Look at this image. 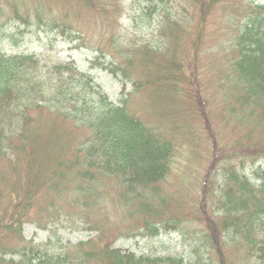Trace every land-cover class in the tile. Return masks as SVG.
Returning <instances> with one entry per match:
<instances>
[{
    "label": "trees",
    "instance_id": "16d2710c",
    "mask_svg": "<svg viewBox=\"0 0 264 264\" xmlns=\"http://www.w3.org/2000/svg\"><path fill=\"white\" fill-rule=\"evenodd\" d=\"M134 1L128 30L144 33L131 39L116 28L127 0H0V38L5 18L70 30L76 39L84 35L71 14L106 21L112 32L94 62L120 76L122 87L114 102L74 63L47 70L35 54L0 50V264H264V4ZM216 14L220 30L230 29L217 48ZM189 134L205 153L198 207L167 216L174 196L168 200L165 185ZM111 191L124 215L138 213L152 234L199 222L196 250L206 257L153 258L114 247L111 232L88 217ZM32 222L99 235L50 251L24 236Z\"/></svg>",
    "mask_w": 264,
    "mask_h": 264
},
{
    "label": "rangeland",
    "instance_id": "374dc122",
    "mask_svg": "<svg viewBox=\"0 0 264 264\" xmlns=\"http://www.w3.org/2000/svg\"><path fill=\"white\" fill-rule=\"evenodd\" d=\"M264 4V0H242L237 5V9L242 10L250 2ZM140 2L127 0V8L121 13L117 19L116 28H120L122 33L128 38H136V34L129 29L132 25L131 17L133 11L138 10ZM52 13L58 15L56 9ZM88 15V14H87ZM242 16V14H240ZM74 26L79 27L84 35L82 39L75 38L70 35L71 31L61 32L59 28H51L46 26H26L20 22H15L13 19H4L3 30L0 38V50L6 54L26 53L35 54L42 59V62L47 64V70L51 64L61 62L74 63L81 72L94 78L93 85H100L103 90L110 96L114 102H118L121 98V83L119 77L104 69L101 64L95 61L99 55L98 48L104 47L106 39L110 36L112 29L107 28V22L98 19L97 21L86 18H78L74 20L73 15L69 17ZM80 20V22H79ZM220 14H216L211 18L210 27L213 32H216L213 41V46L217 48L219 44L228 42V33L230 29L224 28L220 30L221 24ZM105 23V26L104 24ZM157 23V15H154L152 25L146 31L145 36L150 38L153 34L152 28ZM110 25V24H109ZM102 28V29H101ZM107 33L106 35L103 32ZM99 29V30H98ZM102 30V32H101ZM103 34V36H102ZM217 36V37H216ZM73 38V39H72ZM215 62L219 61L216 55ZM104 59L110 60L109 55L99 61L102 63ZM131 88V84L128 85ZM199 142L200 139H194L192 134H189L187 139L183 140L182 148L179 149L175 157L173 172L168 178L165 187L168 190L167 197L170 200L171 196L174 199L170 206L164 210L167 216L179 214L184 216L193 215L196 212V201L199 191V181L202 176L203 149H195L190 144L192 141ZM219 144L222 140L219 139ZM202 144V143H200ZM227 141L224 147H228ZM259 163H264L262 160ZM251 168L248 169L250 174ZM164 194H166L164 192ZM107 202L103 203L102 207L91 206L89 209V218L93 219L94 223L101 225L111 232L109 241L114 247L121 248L126 251L136 253L138 256L150 257H184L187 260L195 259L198 254L204 255L203 249L196 250L197 238L201 236L203 227L199 222H192L185 225V228L165 229L160 228L158 233L152 234L147 232L142 225L141 217L137 213L135 217H126L118 202V194L111 191L106 196ZM183 209H178V205H183ZM89 225V224H88ZM161 227V226H160ZM24 236L28 240H32L37 244H47L50 251H57L62 244L87 241L99 235V230L88 229L84 226L71 225L69 223L54 222L52 224L43 225L39 222L27 223L23 227ZM203 257H206L204 255Z\"/></svg>",
    "mask_w": 264,
    "mask_h": 264
}]
</instances>
